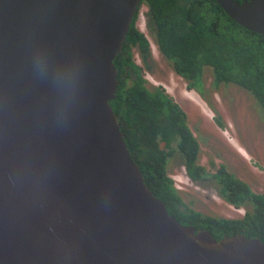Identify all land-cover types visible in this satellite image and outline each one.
Returning a JSON list of instances; mask_svg holds the SVG:
<instances>
[{
	"label": "water",
	"instance_id": "obj_1",
	"mask_svg": "<svg viewBox=\"0 0 264 264\" xmlns=\"http://www.w3.org/2000/svg\"><path fill=\"white\" fill-rule=\"evenodd\" d=\"M264 35V0H217ZM142 0H0V264H264V241L181 224L111 102Z\"/></svg>",
	"mask_w": 264,
	"mask_h": 264
},
{
	"label": "trees",
	"instance_id": "obj_2",
	"mask_svg": "<svg viewBox=\"0 0 264 264\" xmlns=\"http://www.w3.org/2000/svg\"><path fill=\"white\" fill-rule=\"evenodd\" d=\"M142 5L147 9L148 34L161 60H152L149 36L137 26L139 12L114 62L119 86L111 102L133 161L154 196L181 224L207 230L218 241L236 235L264 241V192L253 191L224 165L209 174L201 165L200 144L187 114L162 87L150 85L145 77L164 65L215 111L207 96L208 79L216 89L233 84L245 90L264 115V35L239 25L217 0H142ZM175 156L183 158L193 183L216 184L219 196L236 209H244V216L204 215L186 204L168 172V160Z\"/></svg>",
	"mask_w": 264,
	"mask_h": 264
},
{
	"label": "rangeland",
	"instance_id": "obj_3",
	"mask_svg": "<svg viewBox=\"0 0 264 264\" xmlns=\"http://www.w3.org/2000/svg\"><path fill=\"white\" fill-rule=\"evenodd\" d=\"M146 12L147 9L143 8L137 26L149 36ZM149 39L152 60L158 62L161 60L160 53L153 38L149 36ZM155 71L154 74L146 73V79L150 85L162 87L185 110L190 128L202 144L200 162L207 168L208 173L215 174L219 165H225L237 178L252 186L255 192L264 190V173L260 178V172L256 171L254 174L244 168V162L254 165L257 162L264 171V115L251 96L233 84H222L216 89L212 85V80L208 79L207 96L212 101L215 111L197 91L188 90L186 82L172 70L161 65L156 66ZM258 109L262 117L258 114ZM218 117L225 128L220 126ZM235 146L239 153L238 157L231 152ZM238 149H242L247 158L243 151L240 152ZM182 161L183 158L177 156L176 159H169L168 172L175 187L184 194L186 204L204 215L219 218L244 216V209H236L219 196V187L216 184L210 181L202 184L193 183L187 177Z\"/></svg>",
	"mask_w": 264,
	"mask_h": 264
},
{
	"label": "flooded vegetation",
	"instance_id": "obj_4",
	"mask_svg": "<svg viewBox=\"0 0 264 264\" xmlns=\"http://www.w3.org/2000/svg\"><path fill=\"white\" fill-rule=\"evenodd\" d=\"M137 62L139 63V64H141V60L139 59V60H137ZM184 110V109H183ZM185 111V110H184ZM186 113V112H185ZM197 140H198V142H199V144H200V156H201V154L203 153V147H202V144H201V142L199 141V139L197 138ZM234 146V145H233ZM237 147L235 146V148L233 149V150H231V152H233V154H234V156H236V157H238L237 156V153H238V151H237V149H236ZM239 151H241L240 149H238ZM239 154V153H238ZM215 155H217L218 156V153H216L215 152ZM178 157V156H177ZM179 158H181V156L179 157ZM174 159H176V156L174 157ZM183 162V161H182ZM244 168L246 169V170H249V171H251L252 173L254 172V174H255V172L256 171H258V172H260V178H262L263 177V173H264V171H263V169L261 168V165H257V162L255 163V165L254 164H252V163H246V162H244ZM213 165H215V164H213ZM217 166V165H216ZM223 165H219L218 167L219 168H221ZM225 166V165H224ZM258 167H260V168H258ZM184 169L186 170V168H185V166H184ZM253 170H255V171H253ZM187 175V174H186ZM251 188H252V186H251ZM253 189V188H252ZM253 191H254V189H253ZM261 191V193L262 192H264V190H260Z\"/></svg>",
	"mask_w": 264,
	"mask_h": 264
},
{
	"label": "bare ground",
	"instance_id": "obj_5",
	"mask_svg": "<svg viewBox=\"0 0 264 264\" xmlns=\"http://www.w3.org/2000/svg\"><path fill=\"white\" fill-rule=\"evenodd\" d=\"M243 151V150H242ZM241 152V151H240ZM243 153H244V156H246V158H247V155H246V153L243 151Z\"/></svg>",
	"mask_w": 264,
	"mask_h": 264
},
{
	"label": "built area",
	"instance_id": "obj_6",
	"mask_svg": "<svg viewBox=\"0 0 264 264\" xmlns=\"http://www.w3.org/2000/svg\"><path fill=\"white\" fill-rule=\"evenodd\" d=\"M179 181V180H178ZM177 182V181H176ZM176 188H178V187H176Z\"/></svg>",
	"mask_w": 264,
	"mask_h": 264
},
{
	"label": "clouds",
	"instance_id": "obj_7",
	"mask_svg": "<svg viewBox=\"0 0 264 264\" xmlns=\"http://www.w3.org/2000/svg\"><path fill=\"white\" fill-rule=\"evenodd\" d=\"M151 49H152V47H151Z\"/></svg>",
	"mask_w": 264,
	"mask_h": 264
}]
</instances>
